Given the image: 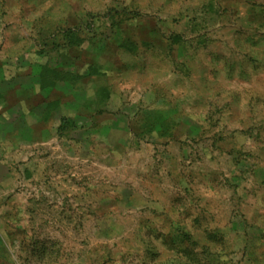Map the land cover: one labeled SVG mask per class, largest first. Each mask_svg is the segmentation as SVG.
<instances>
[{"label":"rangeland","instance_id":"obj_1","mask_svg":"<svg viewBox=\"0 0 264 264\" xmlns=\"http://www.w3.org/2000/svg\"><path fill=\"white\" fill-rule=\"evenodd\" d=\"M1 106L0 264H264V0H0Z\"/></svg>","mask_w":264,"mask_h":264},{"label":"crops","instance_id":"obj_2","mask_svg":"<svg viewBox=\"0 0 264 264\" xmlns=\"http://www.w3.org/2000/svg\"><path fill=\"white\" fill-rule=\"evenodd\" d=\"M4 105H5V104H4ZM17 108H19V112H18V113H19V117H18V119H20V121H22L23 117H24V118H27L28 109H29L28 104L25 105V103L21 102V105L17 106ZM1 109H3L2 106L0 107V110H1ZM4 109L6 110V109H8V108L4 106ZM10 110L13 111V109H10ZM16 111H17V110H16ZM16 113H17V112H16ZM3 121H4V122H7V127H9V126H14V124L12 123V120H9V119L6 120V118H5V119H2L1 122H3ZM15 121H16V120H15ZM11 123H12V124H11ZM20 128L23 129V127H20ZM10 129H11V128H10ZM21 129H20V130H21ZM27 129H28V128H27V126H26V127L24 128L23 131H27ZM10 131H11V130H10ZM3 133H4V131H1V130H0V138H1V135L4 136ZM20 133H21V132H20ZM10 137H12V138H13V137H14V138H17V137H18V134L16 133L15 135H11ZM3 145H4V144H1V143H0V147L3 146Z\"/></svg>","mask_w":264,"mask_h":264},{"label":"trees","instance_id":"obj_3","mask_svg":"<svg viewBox=\"0 0 264 264\" xmlns=\"http://www.w3.org/2000/svg\"><path fill=\"white\" fill-rule=\"evenodd\" d=\"M67 124H66V121H63L62 122V126H61V129L63 130V129H65V126H66ZM155 131H158V132H160L161 131V129L160 128H155L154 129Z\"/></svg>","mask_w":264,"mask_h":264}]
</instances>
